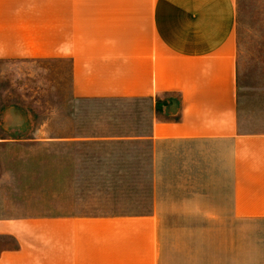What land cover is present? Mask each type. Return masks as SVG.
Here are the masks:
<instances>
[{"label": "crops", "instance_id": "obj_1", "mask_svg": "<svg viewBox=\"0 0 264 264\" xmlns=\"http://www.w3.org/2000/svg\"><path fill=\"white\" fill-rule=\"evenodd\" d=\"M244 12L264 54V0H0V63L53 62L67 98L134 101L148 121L45 136L1 105L0 264H160L163 231L246 242L264 226V81H238ZM139 193L145 211L111 210Z\"/></svg>", "mask_w": 264, "mask_h": 264}, {"label": "rangeland", "instance_id": "obj_2", "mask_svg": "<svg viewBox=\"0 0 264 264\" xmlns=\"http://www.w3.org/2000/svg\"><path fill=\"white\" fill-rule=\"evenodd\" d=\"M245 17L244 12L239 23L238 81H264V54L261 47L255 44L263 43V39L247 37ZM53 67L50 61L0 63V107L11 104L27 108L32 115L29 119L31 126L46 122L45 136L54 135V129L63 135L69 134L71 129L80 136L134 135L141 126L142 129L147 126L148 121L140 118L142 107L134 101L67 98V88L57 80ZM10 121L17 123L20 119L15 117L10 118ZM39 136L43 134L39 133ZM143 165L146 166L145 160ZM130 173L148 178L146 167L135 168ZM136 187L140 192L149 188L147 182L136 184ZM143 198L140 193L139 196L120 197L117 200L122 208L111 210L143 212L148 208V202ZM216 236L219 242L218 256ZM236 237L239 242L243 238L239 246H236ZM244 237L245 232L241 231L238 234L231 231L217 233L213 229L163 231L160 264H264V226L255 224L253 235L248 233L246 242ZM233 240L235 246L232 252Z\"/></svg>", "mask_w": 264, "mask_h": 264}]
</instances>
